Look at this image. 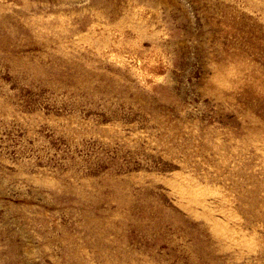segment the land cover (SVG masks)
Returning <instances> with one entry per match:
<instances>
[{"label": "rangeland", "instance_id": "obj_1", "mask_svg": "<svg viewBox=\"0 0 264 264\" xmlns=\"http://www.w3.org/2000/svg\"><path fill=\"white\" fill-rule=\"evenodd\" d=\"M0 264H264V0H0Z\"/></svg>", "mask_w": 264, "mask_h": 264}]
</instances>
